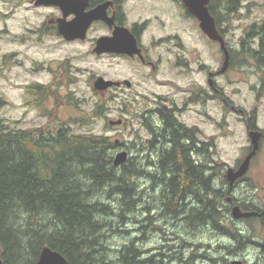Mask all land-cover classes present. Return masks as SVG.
<instances>
[{
  "label": "trees",
  "instance_id": "trees-1",
  "mask_svg": "<svg viewBox=\"0 0 264 264\" xmlns=\"http://www.w3.org/2000/svg\"><path fill=\"white\" fill-rule=\"evenodd\" d=\"M245 1L211 0L209 9L223 37L227 30L223 25L240 12ZM247 36L249 45L259 37L258 52L252 56L264 75V21L252 24ZM247 44H242L244 53L249 50ZM102 109L96 107L69 122L56 118L51 124L27 129L17 127L19 122L0 120V246L4 263L36 264L42 248L49 246L70 264H195L198 256L209 258L212 264L220 260L227 264L226 257L207 250L210 242L189 239L192 228L230 236L240 247L246 238L235 221L230 218L232 224L226 223L231 204H224L226 195L213 189L202 165H194L185 144L173 134V150L162 151L161 170L153 175L161 179L155 182L161 188L160 196L148 203L139 190L144 186L140 181L147 177V164L140 162L143 159L129 158L114 166L115 141L111 137L74 130L75 125L87 126ZM250 206L243 208L248 211ZM154 210H159L156 216L162 225L150 214ZM138 213L143 217H137ZM174 218L178 219L175 223ZM117 220L126 224L125 228L136 227L135 231L115 230ZM253 221L256 217L246 219L250 225ZM108 233L137 236L126 238L111 257ZM154 234L166 237L162 246L154 243ZM225 248L227 255H236L230 246ZM200 249H206L204 254L197 252ZM262 249L264 255V242Z\"/></svg>",
  "mask_w": 264,
  "mask_h": 264
},
{
  "label": "rangeland",
  "instance_id": "rangeland-1",
  "mask_svg": "<svg viewBox=\"0 0 264 264\" xmlns=\"http://www.w3.org/2000/svg\"><path fill=\"white\" fill-rule=\"evenodd\" d=\"M17 1L19 0H0V98L2 100L0 102V120L11 123L19 122L17 127L24 129L40 127L54 122V120H48L43 116L44 110L51 108V112L53 114L55 112L56 117L63 119L59 121L69 122L70 120L67 119L77 118L82 113H92L94 105L99 102L92 88L93 79L97 76H106L108 78L123 77L132 79L135 82L138 81L136 77L131 76L134 73L133 67L124 60H114L112 58L99 60L94 56H87L88 45L86 44H61L56 36L42 37L33 35L32 33H37L38 28L48 19L50 9L40 8L30 10L25 5H18ZM145 1H147V20H150L148 34L152 38H155L154 42H157L159 38L178 35L180 39L173 40V42H181L185 46L182 47L183 50L189 54H191V50H197L198 55L194 56L198 58L200 65L203 64L206 67H210L211 70L222 69L224 59L220 46L217 43L207 41L196 22H192L186 18L179 22L171 0ZM230 18L228 23L223 25V28L227 29L225 40L232 50L240 54L235 56L234 62L237 61V63L234 64V67L217 79L218 85L222 87L225 96L231 100L233 105L242 108L246 112L247 117H252L258 111V126L264 128V88H257L258 85L262 84L261 81L264 75L259 71L257 74L252 69H249V71L240 66L242 58L247 60V67L255 66L257 63L256 59L252 56V52L258 48L257 39L259 37L256 36L251 39V45H249L247 44L249 40L247 34L252 24L264 21V0H246L240 12L237 15H232ZM19 38H21L20 41L18 40ZM242 44H247L246 48L249 50L246 53L243 51L245 47L243 48ZM155 50L159 51L158 53L168 55L169 60L173 59V54L170 55V53L180 52L176 50L173 43L161 44L158 50L156 48ZM71 64L77 69L74 71L70 70ZM167 66L168 68H164L162 72L153 76L150 81L147 79V87L149 85L153 90L169 93L173 89L169 83L181 84L171 75V65L168 64ZM63 69L66 70L65 78L62 77ZM198 79L205 86L208 77L205 73H200ZM158 80H167V86L160 87ZM34 83L41 85L51 84L54 87L49 100L45 98L40 104L39 109H34L33 107L27 109L25 102L27 100L35 102L36 100L29 97L28 90H24L23 87ZM182 85L184 86L185 82ZM137 89L142 90L141 87ZM70 96L79 100L80 103L78 102V104H81V107L74 106L73 104H63V102L69 101L68 97ZM107 106L109 108L103 107V113L99 117L90 120L87 126L75 125V132L94 133L109 136L113 142L118 139L122 140L124 144H136V131L142 127L138 117L141 116V113L145 109L129 108V113H127L123 107H116L117 101L116 103L109 102ZM198 108L204 113H200L199 116L194 113V109H191L188 111L187 116L189 120L198 122L202 131V139H206V141L212 140L215 143L216 148L212 162H215L214 165L225 176L228 168L241 165L250 151L251 140L246 124L241 120L243 117L240 114L232 112L228 108L225 110L222 104L218 102L209 101L207 104L201 103ZM124 112L127 114L124 115ZM122 117H127L125 118L124 125L108 126L109 120H118ZM142 135L146 136L144 131ZM131 148H135L134 145ZM112 152H114L115 156L116 152ZM130 156L143 159L140 162L144 165L147 164L145 154H138L133 151ZM245 176L249 185L245 183L241 185L235 191V195L238 199L245 195L248 199L255 200L257 206L263 204L264 140L260 141L257 154L252 159L249 171ZM142 179L140 182L144 186L139 190L142 191V196L143 194L147 196V202H150L151 200L149 199L153 198L151 197L153 193L150 190L147 191L149 185L147 177ZM160 192L161 190L156 193L155 197H158ZM105 201L109 203L108 200ZM114 206H116V203ZM158 211L154 210L150 214L155 217L158 215ZM137 217L142 218L143 216L138 213ZM230 218L232 219V216L226 218V223L231 225L232 221ZM156 220H159L158 222L161 225L163 224V221L158 216H156ZM177 220L174 218V223ZM232 220L235 221L234 219ZM117 221L119 223H113L115 230L119 229L122 232L124 229L134 231L136 229V227L132 226L125 228L126 224H123L119 220ZM130 222L132 223L133 220L130 219ZM238 226L245 230V234L253 233L256 237L253 240L254 244L251 242L247 243L246 240L244 241V244L241 246L244 247L243 250L245 249V251L236 252L238 256L227 255L228 251L225 248V246L231 245L236 247L237 243L232 242V239L221 236L217 232L209 231L208 228H192L191 233L193 236L188 231L190 236L188 237L189 239L193 238L195 241H202L206 244L210 242L211 245L208 244L209 248L207 250H210L219 257L229 258L227 264H230L233 260H242L245 263L253 264L261 258V252L257 244L262 245L264 242V224L257 220L253 221L251 225L248 222H243L242 224H238ZM179 227L178 225L180 231L181 228ZM108 234H110L108 241L112 249L110 251L111 257L116 254L115 248L120 246L126 238L137 236L133 235L134 233L127 237H125V234L119 233ZM154 237L156 238L154 241L156 245L162 246L165 243L163 239L166 238L165 236L162 238L161 235L154 234ZM205 250L200 249L197 252L204 254ZM206 260L202 261L199 259L195 263L212 264V262ZM218 264L226 263L220 260Z\"/></svg>",
  "mask_w": 264,
  "mask_h": 264
},
{
  "label": "flooded vegetation",
  "instance_id": "flooded-vegetation-1",
  "mask_svg": "<svg viewBox=\"0 0 264 264\" xmlns=\"http://www.w3.org/2000/svg\"><path fill=\"white\" fill-rule=\"evenodd\" d=\"M38 1L39 0L17 1L18 5H25L30 10L40 8L50 9L48 19L38 28L37 33H32L33 35L42 37L56 36L61 44H86L88 45L87 56L91 55L99 60L103 58H112L114 60L121 59L128 62L129 65L133 67L134 73L131 76L136 77L138 80L137 82L123 77L108 78L106 76H97L93 79L92 88L99 100V102L94 105V108L101 106L108 109L109 107L107 104L109 102L116 103L117 101L116 107H123L127 113H129V108L145 109L141 113V116L138 117L142 127L140 130L136 131V144H124L122 140L117 139L115 141L114 151L116 155L126 151L129 158H131L130 155L133 151L138 154L146 155L147 175L149 176H147L149 182L147 191L150 190L153 193L151 196L153 198H150L149 200L151 201L148 203L151 204L155 202L154 200H157L160 196L155 197L159 189L161 190V188L158 187L159 183L155 182L161 179L157 180L153 175H156L161 170L160 163L162 161V151L166 150L165 152H171L173 150V143L171 140L172 137H174L173 134H175L187 147L189 156L194 162V165H202L206 170L205 176L210 179L213 189L231 195V197L227 195L226 203L224 202V204H228V206L231 204V213L234 205H238L242 211H245L243 205L246 203L256 204L255 200L248 199L245 195L240 199L237 198L235 191L244 183L247 184L246 176L237 179L232 185L230 184L227 175L231 168H228L225 176H223L221 170L218 171L216 169L217 167L214 165L215 162H212L216 148L215 143L212 140L206 141V139H202V131L198 122L189 120L187 116L188 111L191 109H194V113L199 116L200 113H204L198 108L201 103L207 104L209 101L214 103L218 102L222 104L225 110L228 108L232 112H236L243 117L241 120L246 124L248 135L251 131H258L262 133L261 140H264V128L258 126V111L255 112L252 117H247L246 112L242 108L233 105L231 100L225 96L222 87L218 85L217 79L231 70L234 64L237 63V61L234 62L235 55L232 53V48L227 42V48L230 52L229 68L225 73L220 74L219 71L221 69L211 70L210 67H206L203 64L200 65V61L194 56L198 55L197 50H191V54H189L183 50L182 47L185 46L181 42H173V40L180 39L178 35L159 38L157 42H154L153 40L155 38H152L148 34L150 20H147V1L145 0H75L76 9H83L85 13L98 10L100 18L94 20L90 24L84 39L77 38L74 40L67 39L59 31L61 21L62 24H68L76 18L74 13H66L67 15H65L64 10H62V7L71 9L68 6V1L71 2L73 0H50L51 3L49 5H38ZM86 2L87 5L85 6ZM171 2L174 4L175 15L179 18V22L186 18L187 20L196 22L199 26L198 20L187 10L182 0H171ZM202 35L207 41L217 43L210 40L203 32ZM101 39H106L108 43L106 45L107 49L104 52L96 51L98 41ZM18 40L20 41L21 38ZM259 41L260 40L257 39V42ZM167 43H173L176 50L180 51L170 53V55L173 54V59L170 60L168 55L158 53L159 51L157 52L155 50V48L158 50L161 44L164 45ZM217 44L220 46L219 43ZM153 50L155 51L153 52ZM220 50L224 59L225 56L221 46ZM256 51L258 52V50ZM168 64L171 65V75L181 84L169 83L173 87L169 93L153 90L149 85L147 87V79L150 81L153 76L162 72L164 68H168ZM240 66L247 70L252 69L254 72L256 71L257 74L260 68L257 66V63L255 66L247 67V60L244 58H242ZM70 67L72 71L77 69L74 68L73 64H71ZM200 73H205L208 77L205 86L199 82L198 76ZM65 76L66 70L63 69L62 77L65 78ZM99 77H103L106 80L118 84L102 91L95 90L94 83ZM158 81L160 87L167 86V80ZM183 82H185L184 86L182 85ZM261 83L262 84L258 85L257 88L264 87V83L262 81ZM53 87L54 86L51 84L41 85L35 83L24 86V90H28V96L36 100L35 102L33 100H27L25 102L26 108L33 107L34 109H39L44 99L48 98L49 100L51 97ZM138 87H141L143 91L137 89ZM68 99L69 101L63 102V104H73L74 106L81 107V104H78L80 101L76 98L70 96ZM126 112H124V115L127 114ZM52 114L51 108H46L43 116L48 120H56V118H58L56 117V113L54 112V114ZM51 117L53 118L50 119ZM125 118L122 117L118 119L123 120L122 125L125 123ZM58 120L63 119L58 118ZM67 120H72V118ZM143 131L146 136L142 135ZM133 145L135 148L132 149L131 147ZM239 167L240 165L232 169L236 171ZM227 185L228 187L226 188ZM257 207L259 209L258 212L264 211V203L259 204ZM230 215L231 214L228 212L227 217ZM253 217H256V220L259 222H264V215H255ZM246 219H239L238 224H242L244 221L246 222ZM259 259L262 260L261 258Z\"/></svg>",
  "mask_w": 264,
  "mask_h": 264
},
{
  "label": "water",
  "instance_id": "water-1",
  "mask_svg": "<svg viewBox=\"0 0 264 264\" xmlns=\"http://www.w3.org/2000/svg\"><path fill=\"white\" fill-rule=\"evenodd\" d=\"M73 1H68V6L71 9L62 7V10H64V14L66 13H74L76 15V18L68 24H60L59 31L61 34H63L67 39L74 40L77 38L84 39L87 33V30L90 26V24L94 21L100 18L99 11L93 10L89 13H85L80 9H76L77 6ZM183 4L187 8V10L198 20L199 27L201 31L212 41L218 42L221 45V48L224 52V63L222 69L219 71L220 74L225 73L227 69L229 68V62H230V52L226 46L225 39L223 35L219 32L216 25V19L211 14L209 9V4L211 0H182ZM51 3L50 0H39L37 4H45L49 5ZM87 5V2L85 6ZM84 6V7H85ZM106 39H101L98 41V46L96 51L98 52H104L106 51V45H107ZM134 44V43H133ZM139 51V50H138ZM118 83H115L113 81L106 80L103 77H99L95 83H94V89L98 91H102L107 89L108 87H111L113 85H117ZM123 123V120H110L109 124L111 126L113 125H121ZM262 133L258 131H251L249 133V138L251 140L252 149L250 153L245 157L243 162L241 163L238 170L230 169L228 171V179L230 184L232 185L237 179L244 177L247 172L249 171L250 164L252 159L257 154V151L260 146ZM128 153L126 151L120 152L115 156L114 163L116 166H120L121 164L125 163L128 159ZM257 213L255 212H244L241 210V208L238 205H234L232 208V217L235 220L248 218L255 216ZM264 215V213H263ZM2 250L0 247V264H4L1 256ZM36 264H70L68 260L58 251L53 250L49 247L43 248L39 259ZM231 264H245L241 260H234L231 262Z\"/></svg>",
  "mask_w": 264,
  "mask_h": 264
},
{
  "label": "bare ground",
  "instance_id": "bare-ground-1",
  "mask_svg": "<svg viewBox=\"0 0 264 264\" xmlns=\"http://www.w3.org/2000/svg\"><path fill=\"white\" fill-rule=\"evenodd\" d=\"M131 158H135V157H131ZM138 158L136 157L135 158V160H137ZM114 160H115V156H114ZM113 164H114V166H116L115 165V163H114V161H113ZM118 167V166H117ZM211 178V177H210ZM226 196L228 195V196H230L231 197V195L229 194V193H226V192H223ZM230 200V199H229ZM228 200V201H229ZM245 205H252V206H250V207H252V208H250L249 210H248V212H255V213H257L256 215H263V213H264V211H262V212H258L259 211V209H258V207H257V205L255 204V203H249V204H245ZM219 208V207H218ZM261 211V210H260ZM221 212V211H220ZM181 216V215H180ZM231 216H232V213H231ZM159 217V216H158ZM253 217V216H252ZM232 219H234L233 217H232ZM237 221L238 220H236L235 222H236V225H237V228L242 232V233H244L243 235H245V240L247 241V243H253L254 244V242H253V233L252 234H245V230L243 229V228H241V227H239L238 226V223H237ZM245 222V221H244ZM165 223V222H164ZM180 223V222H179ZM247 223V222H246ZM249 226V225H248ZM176 227V226H175ZM181 227H182V225H181ZM180 228V227H179ZM167 229V228H166ZM175 229V228H174ZM164 235V234H163ZM167 235V234H166ZM227 238H231L230 236L229 237H227ZM232 242H234V243H236V241L235 240H233L232 239ZM242 244H244V242L242 243ZM255 244H257V243H255ZM257 245H259V249H260V252H261V256H264L263 254H262V251H263V249H262V245L261 244H257ZM1 247V246H0ZM45 247H49V246H45ZM45 247H43V248H45ZM226 247V246H225ZM231 247V249H233V250H235L236 252H244L245 251V249L243 250V246H241L240 247V244H236V247L235 246H233V245H231L230 246ZM43 248H42V250H43ZM50 248V247H49ZM179 248V247H178ZM177 248V249H178ZM52 249V248H51ZM2 250V249H1ZM42 250H41V252H42ZM54 250V249H53ZM41 254V253H40ZM1 255H2V253H1ZM237 256H238V254H236ZM236 255H234V256H236ZM199 259H201L202 261H204V260H206V259H208V260H206V261H210L211 262V260L209 259V258H206L205 256H201V257H199L198 256V259L197 260H199ZM229 258H227V260H228ZM3 260V259H2ZM196 261V260H195ZM234 261V260H233ZM232 262V261H231ZM231 262H230V264H231ZM3 263H4V261H3ZM5 264V263H4ZM196 264V263H195ZM245 264H249V263H245ZM253 264H264V261H262V260H256V262H254Z\"/></svg>",
  "mask_w": 264,
  "mask_h": 264
}]
</instances>
